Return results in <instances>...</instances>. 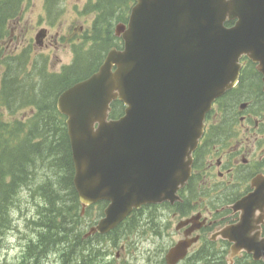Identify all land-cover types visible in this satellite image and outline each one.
<instances>
[{
	"label": "water",
	"instance_id": "95a60500",
	"mask_svg": "<svg viewBox=\"0 0 264 264\" xmlns=\"http://www.w3.org/2000/svg\"><path fill=\"white\" fill-rule=\"evenodd\" d=\"M227 20L237 21L226 28ZM115 35L123 49L110 50L95 74L56 101L66 116L80 202L110 203L92 234L109 232L132 208L176 198L204 115L236 82L241 55L258 63L264 83V0H135ZM117 99L125 114L107 121ZM249 214L243 210L242 227ZM186 247L172 248L168 264L183 258Z\"/></svg>",
	"mask_w": 264,
	"mask_h": 264
},
{
	"label": "flooded vegetation",
	"instance_id": "af4514ba",
	"mask_svg": "<svg viewBox=\"0 0 264 264\" xmlns=\"http://www.w3.org/2000/svg\"><path fill=\"white\" fill-rule=\"evenodd\" d=\"M25 1L0 0V67L19 63L13 105L20 106L22 47L9 48L16 40L22 41ZM58 2L43 0L44 10L57 11ZM56 37L58 34L52 40ZM45 41L43 47L47 48ZM240 64L237 84L205 116L190 176L178 192L179 201L144 206L134 213L151 225L150 233L156 237H163L165 231L160 229L165 230L166 224L162 223L172 218L177 240L167 252L179 242L187 246L183 260L174 264H264V89L256 64L245 56ZM242 202L246 203L243 209ZM243 210L250 212L246 228L241 226ZM236 240H244L248 248ZM92 258L87 255L84 260ZM162 263L168 264L165 256Z\"/></svg>",
	"mask_w": 264,
	"mask_h": 264
},
{
	"label": "trees",
	"instance_id": "16d2710c",
	"mask_svg": "<svg viewBox=\"0 0 264 264\" xmlns=\"http://www.w3.org/2000/svg\"><path fill=\"white\" fill-rule=\"evenodd\" d=\"M50 1L48 0V3ZM113 1L97 0L90 4V10L95 14V18L88 30L80 35H74L73 62L63 67L59 73H48L42 66L36 70L33 68L34 62L29 69L31 61L22 60V110L31 113L23 123L0 122V240L4 232L11 227L10 210L14 206V201L22 186L27 185L34 174L32 170L35 162L40 160L56 169L58 174L57 188L55 184L48 183V188L56 201H47L50 206L47 213L52 215V218L45 232L40 235L39 244L42 252L49 246H66L61 253L64 264L67 262V256L69 257L67 247L71 244V230L66 226L68 221L65 215L72 213L77 215L79 203L72 186L73 167L64 118L56 111L55 99L64 89L89 77L96 71L105 53L112 46L119 45V41L113 35L110 21L115 18L118 8ZM126 1L131 4L132 0H123ZM126 9L121 15L123 22L127 17L128 6ZM10 72H6V77L4 75L5 89L7 86L13 87V84L8 85L7 82L8 76H12ZM17 85L18 83L15 90H9L11 98L17 96ZM5 98L7 100L10 98L7 92ZM11 98L9 102L12 101ZM122 113L123 105L118 101L114 102L111 117L118 118ZM45 190L48 189H42ZM65 191L70 194L69 204H66L62 194Z\"/></svg>",
	"mask_w": 264,
	"mask_h": 264
},
{
	"label": "rangeland",
	"instance_id": "374dc122",
	"mask_svg": "<svg viewBox=\"0 0 264 264\" xmlns=\"http://www.w3.org/2000/svg\"><path fill=\"white\" fill-rule=\"evenodd\" d=\"M94 1L97 0H54L55 3L58 2L59 9L56 11L58 14L51 26L44 10L43 0H26L22 6V41L16 40L14 44L10 45L9 51L14 46L16 48L21 46L22 51L26 50L37 58L40 66L44 63L42 59L46 58V69L53 72L59 71L62 66L69 65L73 59L70 47L59 39L61 36L69 38L76 34L80 35L90 28L95 14L84 13V8L87 2L90 6ZM114 1L118 8L115 18L110 20L112 29L116 23L121 22V15L130 5L129 1ZM42 28L48 31L46 43L51 44L48 50H39L34 45V37ZM56 34H58V38H54L53 41L52 37H55ZM30 66L31 64L29 68ZM34 68L37 70L39 67ZM0 113L4 119L0 118V122L20 119L23 123L31 112L20 109L9 114L1 107ZM33 172L34 174L30 177L27 185H23L20 189L14 206L10 210L11 227L4 232L0 242V264H62L61 252L66 246H49L43 252L39 246L40 235L45 232L46 226L52 218V215L47 213V208L50 207L48 202L56 201L48 188V183L55 184L54 186L57 188L56 175L58 171L38 160L35 162ZM43 188L48 190L42 191ZM62 194L66 204H69L70 194L66 191ZM65 217L68 221L66 226H74L70 234V242L76 240L77 245H83L82 235L93 221L100 218L99 210L96 207L76 222L69 219L73 217L72 214H66ZM162 218L164 219V216ZM171 223V217L162 223L164 226L166 224L165 230L164 227L160 229L161 233L165 231L164 235L156 237L150 233L151 225L142 219L136 230L133 229L124 235L119 232L118 235H112V238L95 240L83 245V256H92L91 261L95 260L92 264H163L170 244L177 240V237L173 235L175 224L170 225ZM86 247L89 250H85ZM121 247H125V249L121 251ZM67 248L71 251V244ZM72 251L74 254L72 264H82L81 253L75 249Z\"/></svg>",
	"mask_w": 264,
	"mask_h": 264
}]
</instances>
